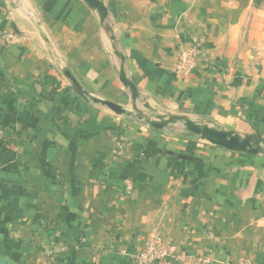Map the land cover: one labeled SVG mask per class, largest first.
I'll list each match as a JSON object with an SVG mask.
<instances>
[{
	"label": "crops",
	"instance_id": "crops-1",
	"mask_svg": "<svg viewBox=\"0 0 264 264\" xmlns=\"http://www.w3.org/2000/svg\"><path fill=\"white\" fill-rule=\"evenodd\" d=\"M101 1L111 31L82 0H0V264H130L151 233L170 264H264V154L117 114L65 75L131 110L118 51L161 116L264 136V0ZM194 44L205 59L175 74Z\"/></svg>",
	"mask_w": 264,
	"mask_h": 264
},
{
	"label": "water",
	"instance_id": "water-1",
	"mask_svg": "<svg viewBox=\"0 0 264 264\" xmlns=\"http://www.w3.org/2000/svg\"><path fill=\"white\" fill-rule=\"evenodd\" d=\"M82 1L97 12L101 26H103L107 31H111L110 26L106 22L108 9L105 4L101 0ZM111 39L114 40L115 37L112 36ZM115 54L120 58L122 63L118 71L119 80L130 93V97L133 102V109L138 113H141L136 106V102L144 98L141 96L136 85L131 80H129L125 74L123 66V55L118 51H115ZM65 75L70 79L72 87L77 95L84 100L106 106L117 114L131 113V110H127L126 108L112 101L102 100L93 96H89L88 93L80 87L79 83L71 73L65 71ZM144 107L147 109H152L147 102H144ZM146 122L156 129L165 128L175 124L176 122H180L188 132L196 134L201 138L223 148L229 149L234 152L247 153L252 155L264 154V136L259 134L241 136L233 130L221 129L205 122L195 121L185 115L180 114H171L168 117L159 115L156 119H146Z\"/></svg>",
	"mask_w": 264,
	"mask_h": 264
},
{
	"label": "built area",
	"instance_id": "built-area-1",
	"mask_svg": "<svg viewBox=\"0 0 264 264\" xmlns=\"http://www.w3.org/2000/svg\"><path fill=\"white\" fill-rule=\"evenodd\" d=\"M16 34L9 30L2 36L3 41L11 42L15 40ZM206 54L200 44H194L187 50H182L175 61L173 72L175 74H189L196 66L198 60L205 59ZM171 252L164 238L158 233H151L145 245L137 249L130 259V264H153L156 261H166L170 264Z\"/></svg>",
	"mask_w": 264,
	"mask_h": 264
},
{
	"label": "rangeland",
	"instance_id": "rangeland-1",
	"mask_svg": "<svg viewBox=\"0 0 264 264\" xmlns=\"http://www.w3.org/2000/svg\"><path fill=\"white\" fill-rule=\"evenodd\" d=\"M144 102H146V99H140V100H138L136 102V106L140 110L141 113H138L137 111H135L133 109V105L132 106H128V108L131 109V114L134 115L135 117L142 118L144 121H146V119H150V118L151 119L152 118L153 119L158 118V116L160 114H158L156 112V110H154V109H147V108H145L144 107ZM147 103L152 106V103H150L149 101H147ZM180 115H183V114H180ZM168 116H170V115H166L165 117H168ZM171 126H173V128L175 130H178V131H184V132L187 131V129L180 122H176L175 124H173Z\"/></svg>",
	"mask_w": 264,
	"mask_h": 264
}]
</instances>
